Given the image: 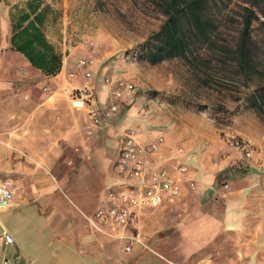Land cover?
Masks as SVG:
<instances>
[{
  "label": "crops",
  "instance_id": "crops-1",
  "mask_svg": "<svg viewBox=\"0 0 264 264\" xmlns=\"http://www.w3.org/2000/svg\"><path fill=\"white\" fill-rule=\"evenodd\" d=\"M10 63L14 70L0 76V184L13 198L0 209V264H264V171L239 166L241 152L216 153L207 119L125 94L94 127L70 104L72 90L87 84L78 64L81 78L61 83L64 65L45 76L21 54ZM95 92L93 104L107 106L111 85ZM129 128L142 147L164 138L156 153L143 156L186 167L180 195L141 211L134 228L93 226L65 192L93 152L99 166L108 159L105 188L135 183L114 169ZM81 204L86 211L88 203Z\"/></svg>",
  "mask_w": 264,
  "mask_h": 264
},
{
  "label": "rangeland",
  "instance_id": "rangeland-1",
  "mask_svg": "<svg viewBox=\"0 0 264 264\" xmlns=\"http://www.w3.org/2000/svg\"><path fill=\"white\" fill-rule=\"evenodd\" d=\"M161 1L43 0V5L48 6L43 31L47 40L61 53L65 66L60 82L81 78L77 63L82 58H91L94 60L92 76L85 80L81 78V81H87L83 90L91 97H97L96 89L109 87L106 78L118 76L134 85L135 97L152 99L147 103L149 105L162 104L176 111L189 109L200 116L191 115L193 120L207 119L217 136L216 153H240L229 145L226 135L248 141L254 149L253 156L247 159L241 153L239 166L263 172L264 116H259L249 101L257 82L255 78L248 86L243 85L244 81L235 74L233 64L212 50L202 52L193 64L181 58L150 64L144 58L147 38L164 21ZM26 2L0 1V76L14 70L10 61L19 53L10 47V16L16 17L25 9ZM245 6H248L246 0H208V11L218 27L214 35L215 47L236 42ZM254 10L257 17L250 29L255 52L253 59L264 77V0ZM133 52H136L135 56ZM71 73L72 77L69 76ZM198 126L201 127L200 123ZM100 163L102 172H106L108 159Z\"/></svg>",
  "mask_w": 264,
  "mask_h": 264
},
{
  "label": "trees",
  "instance_id": "trees-1",
  "mask_svg": "<svg viewBox=\"0 0 264 264\" xmlns=\"http://www.w3.org/2000/svg\"><path fill=\"white\" fill-rule=\"evenodd\" d=\"M1 1V0H0ZM262 0H246L241 28L236 42L215 47L218 27L211 17L208 0H162L160 7L164 21L151 33L144 46L143 56L150 64L165 59L181 58L188 64L201 57L207 50L216 51L233 64L235 74L248 86L256 79L249 96L250 105L259 116H264V77L254 63V44L250 36L251 23ZM43 0H27L25 9L10 16V47L26 58L29 64L45 76L58 74L62 67V55L47 40L43 24L45 10Z\"/></svg>",
  "mask_w": 264,
  "mask_h": 264
},
{
  "label": "built area",
  "instance_id": "built-area-1",
  "mask_svg": "<svg viewBox=\"0 0 264 264\" xmlns=\"http://www.w3.org/2000/svg\"><path fill=\"white\" fill-rule=\"evenodd\" d=\"M133 55L135 56L136 52H133ZM77 64L85 78L91 77L93 59L82 58ZM69 76L72 77L73 74ZM106 82L112 87V97L105 107L95 106L86 90L73 89L70 94L71 107L75 110H85L94 127H98L105 118L118 110L125 94H134L136 91L133 84L119 78H106ZM225 137L227 142L239 150L245 158L250 159L253 156L254 149L248 141L233 135ZM163 142L164 138L158 136L147 147H142L134 129L129 128L123 132L114 169L119 176L137 181L123 184L118 189H104V196L99 206L89 218L93 226L95 223H108L120 228H134L141 211L155 209L161 206L165 199L171 201L180 195L181 185L185 181L186 167L180 163L170 166L160 162L150 163L143 156L145 151L156 153ZM12 198L13 192L0 184V209ZM5 241L10 243V236L6 235ZM123 250L129 251L130 248L127 246Z\"/></svg>",
  "mask_w": 264,
  "mask_h": 264
},
{
  "label": "water",
  "instance_id": "water-1",
  "mask_svg": "<svg viewBox=\"0 0 264 264\" xmlns=\"http://www.w3.org/2000/svg\"><path fill=\"white\" fill-rule=\"evenodd\" d=\"M95 159L93 152L92 157L83 162L77 172L73 174L70 185L65 192L72 201L81 207L83 213L88 215L87 218H90L99 206L100 193L105 189V183H102L104 172H102V168L100 170L101 166ZM83 202L88 203L86 211L82 207L81 203ZM87 220L89 221V219Z\"/></svg>",
  "mask_w": 264,
  "mask_h": 264
}]
</instances>
